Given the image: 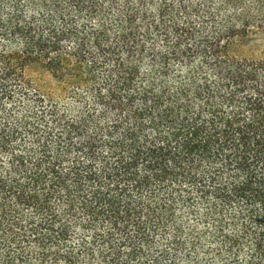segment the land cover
<instances>
[{
    "label": "trees",
    "instance_id": "obj_1",
    "mask_svg": "<svg viewBox=\"0 0 264 264\" xmlns=\"http://www.w3.org/2000/svg\"><path fill=\"white\" fill-rule=\"evenodd\" d=\"M262 28L264 0H0V264H264V62L233 53Z\"/></svg>",
    "mask_w": 264,
    "mask_h": 264
},
{
    "label": "rangeland",
    "instance_id": "obj_2",
    "mask_svg": "<svg viewBox=\"0 0 264 264\" xmlns=\"http://www.w3.org/2000/svg\"><path fill=\"white\" fill-rule=\"evenodd\" d=\"M253 31L236 42L233 53L242 59L264 62V28ZM25 78L32 82V88L39 90L43 95L56 96L61 90L50 75L36 64L26 67ZM14 90L17 99L20 94L26 95V91L21 87H14Z\"/></svg>",
    "mask_w": 264,
    "mask_h": 264
}]
</instances>
